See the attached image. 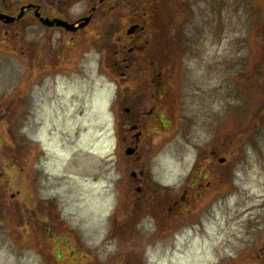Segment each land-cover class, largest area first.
Here are the masks:
<instances>
[{
  "label": "rangeland",
  "instance_id": "obj_1",
  "mask_svg": "<svg viewBox=\"0 0 264 264\" xmlns=\"http://www.w3.org/2000/svg\"><path fill=\"white\" fill-rule=\"evenodd\" d=\"M155 3L159 25L185 21L192 50L173 61V98L154 107L153 89H132L131 107L157 112L134 160L119 140L113 44L102 54L90 39L72 71L35 61L27 73L20 42L42 35L52 46L57 33L30 25L8 40L12 52L0 48V264H260L264 65L253 68L264 0ZM212 149L228 164L204 188Z\"/></svg>",
  "mask_w": 264,
  "mask_h": 264
},
{
  "label": "flooded vegetation",
  "instance_id": "obj_2",
  "mask_svg": "<svg viewBox=\"0 0 264 264\" xmlns=\"http://www.w3.org/2000/svg\"><path fill=\"white\" fill-rule=\"evenodd\" d=\"M80 1H84V9L81 13L75 14L72 12L73 6ZM28 5L32 6L26 8ZM22 8L23 16L19 20L7 23L5 18L0 19V45H4L1 47L3 52L11 48L8 40L14 37L17 39L18 33H23L28 26L38 25L49 33H57V35L54 41H51L52 46H48L50 40L42 35L36 40L24 39L20 42V52L25 60L26 70L30 69L35 61L39 62L38 65L48 61L51 62L48 66L55 71L61 69L71 71L74 69L77 56L89 49L91 40L97 49L103 50L102 54L106 53L107 43L110 42L113 44L110 50L112 49L116 55L114 65L120 77L119 85L123 100L131 99L134 95L132 89L134 90L136 86L146 87V92L153 89L154 97H157L152 100L153 106L160 99L166 101L169 100L167 97L172 98L171 75L175 68L173 61L185 56L189 57L191 54L190 38L192 37L188 38L183 31L185 21L182 20L177 24L178 20H168L166 25H159L161 21L153 20L155 15L153 12L157 10L155 0H103L102 3H99V0H0V15L15 17ZM128 14H133L132 20L125 21ZM87 17H89L88 23L80 27L83 19ZM41 18L60 19L78 28L71 32L56 25L47 27L42 23ZM132 26L133 29L130 31ZM157 27L160 28L159 32H162L161 27H165L168 32L162 35ZM179 32L180 39H178ZM155 36H158L157 40ZM160 40L164 41L163 46L160 45ZM142 57L154 59V65L153 62L151 67L132 65L133 59ZM120 64L123 66L120 67ZM126 89L129 92H126ZM142 99L146 100L145 94ZM154 113H157L154 108L142 112L137 107L124 108L123 119H119L123 122L122 128L119 129L120 139L124 149L133 150L132 155L129 156L132 160L139 158L145 128L143 123H146L144 118H152ZM132 126L137 127L136 130L130 131ZM210 153L213 159H217V163L208 161L204 165L206 173L202 179H208L205 185L207 187L204 188H209L213 180L218 178L219 167L227 165L226 162H219L220 158H217L214 149ZM185 194L186 191L182 196L183 199L186 197ZM260 237V248L256 249L258 250L256 256L257 261L264 264V231L260 233Z\"/></svg>",
  "mask_w": 264,
  "mask_h": 264
},
{
  "label": "water",
  "instance_id": "obj_3",
  "mask_svg": "<svg viewBox=\"0 0 264 264\" xmlns=\"http://www.w3.org/2000/svg\"><path fill=\"white\" fill-rule=\"evenodd\" d=\"M102 1V0H101ZM4 17V16H2ZM21 17V14L18 16V18ZM10 21H13L14 18L9 19ZM88 21V18L86 19V22ZM47 25H53L56 22L57 26L65 27L67 30H75L71 25H68L66 22L60 21V20H54L52 22H48L47 20L44 21ZM133 28L130 29L132 31ZM132 152L130 150L126 151V154H131ZM223 161V160H222Z\"/></svg>",
  "mask_w": 264,
  "mask_h": 264
},
{
  "label": "trees",
  "instance_id": "obj_4",
  "mask_svg": "<svg viewBox=\"0 0 264 264\" xmlns=\"http://www.w3.org/2000/svg\"><path fill=\"white\" fill-rule=\"evenodd\" d=\"M260 58L264 61V56H261ZM261 59H260V60H261ZM260 60H259V61H260ZM263 61L258 62V63L254 66L253 70H254V71H257V73H259L260 70L262 69V66L264 65V62H263ZM259 79H260V78H256L257 82H259ZM261 83H262V80H261Z\"/></svg>",
  "mask_w": 264,
  "mask_h": 264
}]
</instances>
